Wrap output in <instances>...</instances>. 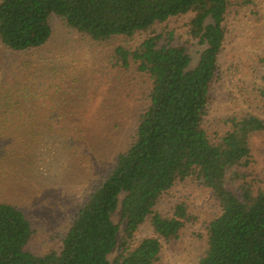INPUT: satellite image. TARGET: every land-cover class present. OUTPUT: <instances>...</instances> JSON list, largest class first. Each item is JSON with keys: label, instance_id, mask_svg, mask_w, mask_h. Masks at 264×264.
<instances>
[{"label": "trees", "instance_id": "16d2710c", "mask_svg": "<svg viewBox=\"0 0 264 264\" xmlns=\"http://www.w3.org/2000/svg\"><path fill=\"white\" fill-rule=\"evenodd\" d=\"M254 29L259 66L234 74L224 54ZM67 35L102 55L87 63L51 52ZM7 57L14 66L1 67ZM227 80L245 106L216 115ZM101 92L134 113L125 146L44 254L32 247L40 224L0 198V264H161L189 228L204 239L195 264H264V171L253 145L264 137V0H0V109L27 111L17 128L39 136L37 147L79 149ZM202 198L209 214L197 208Z\"/></svg>", "mask_w": 264, "mask_h": 264}, {"label": "rangeland", "instance_id": "374dc122", "mask_svg": "<svg viewBox=\"0 0 264 264\" xmlns=\"http://www.w3.org/2000/svg\"><path fill=\"white\" fill-rule=\"evenodd\" d=\"M257 30L254 29L252 34L242 32L240 35H235L233 38L237 42L229 44L224 54V62L225 66L233 67L234 74L239 70L250 72V67L259 66L258 57L262 52L260 39H256ZM57 45L59 47L54 45L50 51L56 53V51L61 52L62 49L71 50V61L81 60L91 63L92 58L102 55L100 49L92 48V45L86 42L77 43L74 37L69 35L59 37ZM201 49L199 45L191 48L193 65L199 61ZM9 63L14 66V58H5L1 62V67ZM61 86L63 91L69 88L64 82ZM220 86L215 92L216 115L245 106L241 92L234 91L235 82L227 80ZM78 93L85 94L82 91ZM242 93L244 96V92ZM88 98H84L86 102ZM91 101H93V111L90 120L95 126L86 125L89 127L90 137L85 138L79 149L62 145L55 147V144L49 142V145L41 144L37 147L39 136L35 137L26 130L17 128L18 124L24 122L22 118L27 117V111L20 109L23 115L14 116L12 109L15 107L6 110L10 104H6L5 109H0V154L5 157L9 155V151L12 153L15 151L14 155L20 159L7 161L5 158H0V198L19 203L30 218L40 224L39 238L32 246L39 254H44L51 247L53 237L70 211L82 201L89 186L112 162L114 153L125 146L128 129L134 123L132 110H129V115L121 112L120 103L114 101L108 93L101 92L97 102ZM1 116L11 119L4 120ZM12 125L16 127H11ZM29 137H32L33 142ZM253 145L254 155L262 172L264 171V137H255ZM31 149L34 151H30ZM178 193L179 196L185 195L184 190L177 192L175 196ZM209 203L202 198L198 201L197 208L209 214ZM118 219L119 217L116 216L117 221ZM143 231L145 234L151 233L149 230ZM201 233L196 234L190 228L187 229L180 243L167 246L161 264H195L201 245L204 243Z\"/></svg>", "mask_w": 264, "mask_h": 264}]
</instances>
